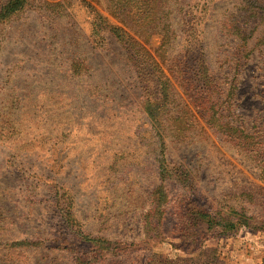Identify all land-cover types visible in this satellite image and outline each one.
<instances>
[{
  "label": "rangeland",
  "instance_id": "rangeland-1",
  "mask_svg": "<svg viewBox=\"0 0 264 264\" xmlns=\"http://www.w3.org/2000/svg\"><path fill=\"white\" fill-rule=\"evenodd\" d=\"M139 1L0 0V264H264V0ZM87 3L173 83L164 144L159 73ZM199 71L241 141L207 124Z\"/></svg>",
  "mask_w": 264,
  "mask_h": 264
},
{
  "label": "trees",
  "instance_id": "trees-1",
  "mask_svg": "<svg viewBox=\"0 0 264 264\" xmlns=\"http://www.w3.org/2000/svg\"><path fill=\"white\" fill-rule=\"evenodd\" d=\"M15 1H11V6L8 9V12L11 13L15 11L16 9L13 8V3ZM87 9H89V12H92V14L95 15L94 19V30L98 35L101 33H106L109 34L111 37H113L118 43L121 44V46L126 49V50H131V49H137L138 52H142L143 54L147 55L149 58L147 59L146 64L144 65L145 68L147 66L152 69L154 72L159 73L158 75V81L156 83L157 87L160 88V91H156L153 96L154 97H159L158 100L150 98V96H147L146 99V104H147V111L148 115L151 120V126L152 129L156 135V137L160 140V143L164 144V138L166 135H168L167 132V125L166 121L163 118V113H167V106L170 104L169 103V98H172V92H174V85L171 82V80L168 78V76L160 70V67L158 66L157 63L153 61V59L148 55L147 51L141 47L136 40L131 37L123 28L118 27L112 23H110L109 19L101 15L96 8L91 4L87 3L86 4ZM125 8V6H122ZM137 13L136 17L139 19V21H146L147 18L151 17V14L154 13L155 11H151V13L146 14V6L142 4L141 0L138 3V8H137ZM238 29H240V25H238ZM240 33H245L243 30H241ZM166 38H164L165 40ZM132 51V50H131ZM149 71V69L147 68ZM209 71H204L203 73L201 71L195 73V78H199L198 82L202 83L201 88L202 94H205L207 97H202L198 100L200 102L199 107L200 110H202L205 115L207 116V124L211 127L216 129L221 135H224L227 137L230 141H241L242 138H245L247 136H244L243 132H240L238 128H234V126H231L228 123H222V112L221 109L225 106L227 103L222 102L221 104H214V98L211 97V95L216 96V94L222 93V90L219 89V87L216 85V81L214 82V78L211 77V74H209ZM199 83V84H200ZM152 93V92H149ZM204 99H207L208 102H205L207 104L204 107V104L201 105L202 101ZM218 105V106H217ZM204 107V108H203ZM163 111V112H162ZM180 131L179 129L173 130L171 128L170 132H177ZM169 132V133H170ZM166 160L164 159L163 161L160 160L158 161V166H159V171L160 175L165 174L167 165H166ZM260 179L264 182V168L261 170L260 173ZM163 201V191L158 192V197H156L154 201V208L158 210L159 206L161 205ZM200 218V215H199ZM202 221L209 226V229H220V231H227L232 229L233 224L230 222H226L225 219H215L212 218V216H208L207 214H204L202 216Z\"/></svg>",
  "mask_w": 264,
  "mask_h": 264
}]
</instances>
